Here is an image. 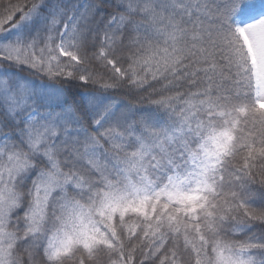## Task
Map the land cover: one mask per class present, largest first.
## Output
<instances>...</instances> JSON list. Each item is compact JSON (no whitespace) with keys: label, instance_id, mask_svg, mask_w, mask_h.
Listing matches in <instances>:
<instances>
[{"label":"snow or ice","instance_id":"obj_1","mask_svg":"<svg viewBox=\"0 0 264 264\" xmlns=\"http://www.w3.org/2000/svg\"><path fill=\"white\" fill-rule=\"evenodd\" d=\"M0 264H264V0H0Z\"/></svg>","mask_w":264,"mask_h":264}]
</instances>
